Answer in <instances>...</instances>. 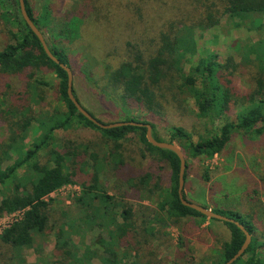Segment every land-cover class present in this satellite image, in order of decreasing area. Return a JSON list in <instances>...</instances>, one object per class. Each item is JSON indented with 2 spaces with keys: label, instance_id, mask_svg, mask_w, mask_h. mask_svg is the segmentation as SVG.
Instances as JSON below:
<instances>
[{
  "label": "trees",
  "instance_id": "1",
  "mask_svg": "<svg viewBox=\"0 0 264 264\" xmlns=\"http://www.w3.org/2000/svg\"><path fill=\"white\" fill-rule=\"evenodd\" d=\"M24 5L27 16L60 64L71 72L83 74L93 85L94 76L89 75L93 72L92 64L98 63L103 68L98 74L101 82L98 89L106 100L118 101L124 107L125 104L136 106L150 116H164L171 105L181 107L185 97L195 104L197 118L208 120L211 127L225 119L233 100L229 82L223 84L219 74L228 70L232 60L228 58L219 63L213 55H208L195 62L193 59L198 51L195 33L214 29L224 16L241 23L252 19L254 26L261 25L264 17V0H79L57 17H44L40 25L28 0H24ZM0 19L11 42L0 48V80L17 78L18 83L24 84L15 94V99L6 101L0 94V122L5 123L6 129V136L0 140V220L6 215L21 214L0 233V264H28L23 257L25 251L34 253L37 258L35 264H94L96 260L101 264H139L135 257L130 260L125 252V239L132 237L137 246L150 247L155 235L154 225L160 215L144 206L136 211L124 200L126 192L120 196L121 200L108 195L100 179L103 165L108 168L109 175L120 176L125 167L121 147L130 135L138 137L149 155L168 164L170 185L159 210L176 219L191 218L223 224L229 232V240L222 244L213 264H226L235 256L245 240L239 228L232 223L208 220L181 204L177 194V156L151 146L146 140L145 128L125 126L101 130L86 120L68 99L66 72L46 56L21 17L18 0H0ZM97 26L114 27L121 40L109 39L110 45L98 53H94L91 47H83L81 37L90 44L95 36L91 29ZM240 26L235 24L236 28ZM79 46L84 51L80 62L78 56L74 57ZM247 53L253 56L254 69V89L246 98L248 105L236 113V122L225 120L208 137H199L195 143L184 128L170 127L167 140H162L150 121L124 118L116 123L149 125L155 141L177 142L183 154L191 157L202 154L206 159L220 155L234 134L262 135L264 38L252 43ZM40 72L54 75V90L63 110L49 114L42 110L35 112L31 108V97L36 96L37 105H41L45 89L49 86L48 82L36 77ZM72 94L78 101L74 81ZM73 128L98 132L111 155L100 159L91 145H83L73 139L57 140L56 132H67ZM31 130L37 136L26 148L24 142ZM187 169L185 161L184 183ZM123 179L128 190L137 196L145 195L147 200L155 192L160 193L158 181L152 184L150 174L126 181L124 176ZM72 185L81 188L80 197L74 200L79 206L80 216L75 221L68 216L64 220L58 216L54 218L47 198ZM183 198L186 199L184 191ZM253 209L249 208L246 213L230 209L212 210L239 223L251 236L247 250L233 264H264V243L255 236L261 230ZM95 228L102 234L101 238L91 246L81 242L84 246L79 249L73 237L84 229L92 231ZM50 236L53 238L52 260L45 258L44 248L38 243L45 242Z\"/></svg>",
  "mask_w": 264,
  "mask_h": 264
},
{
  "label": "rangeland",
  "instance_id": "2",
  "mask_svg": "<svg viewBox=\"0 0 264 264\" xmlns=\"http://www.w3.org/2000/svg\"><path fill=\"white\" fill-rule=\"evenodd\" d=\"M75 1L79 0H28V4L34 18L41 25L44 17L48 15L57 17L65 13ZM219 20L214 29L195 33L198 51L193 59L196 62L198 58H207L208 55H213L219 63H224L228 58L232 60V65L228 70H222L219 74L223 84L229 82L228 87L231 89L233 100L228 113H225V119L217 122L214 127H211L208 120L197 118L195 104L185 97L182 98L181 107L171 105L164 112V116H150L136 106L129 107L128 104H125L124 107L118 101H112L110 98H108L109 101L106 100L98 89V85L99 87L101 85L98 74L103 69L98 63L92 64L94 68L90 69L93 70L91 72L93 75L89 74L90 77L94 76L92 79L95 85L87 81L83 74L77 71L72 72V82L74 81V89L80 105L104 124L121 122L124 118L150 121L155 125L158 136L162 140H167V130L170 127H182L191 134L193 142L196 143L199 137H208L214 133L225 123V120L236 122V113L248 105L246 98L254 89L252 81L253 56L248 55L247 48L252 43L264 38V17L261 20V25L258 26L252 24V19L241 23L224 16ZM235 24H241V26L236 28ZM91 32L95 34L94 39L90 42L91 45L83 37H81V45L91 47L94 53L101 52L103 47L109 46L110 40H121L114 27L106 29L97 26L92 28ZM10 43L7 29L0 19V48L6 47ZM82 49L80 46L75 49L74 57L78 56L79 62L84 58ZM186 68L188 69V65ZM36 77L48 82L49 86L45 89L41 105H37L36 96L31 97L29 101L31 108L35 112L42 110L49 114L63 110V105L59 102L54 90L56 85L54 75L49 72H40L36 74ZM12 79L7 77L0 80V94L6 101L15 99V94L24 86L23 83L17 82V78ZM5 130V123L1 121L0 140L6 136ZM36 136L32 130L28 133L24 142L26 148L33 143ZM56 137L57 140L73 139L77 143L91 145L92 151L99 154L100 159L111 155L110 152L108 153V146L101 135L89 129L73 128L67 132L59 131L56 132ZM174 145L181 150L177 142ZM121 155L125 167L119 177V174L116 175L117 177L109 175V170L105 165L101 167L100 179L107 194L120 199V196L126 192L127 196L124 200L136 211L144 206L160 215L158 223L154 225L155 235L150 247L137 246L132 237L125 239V252L130 256V260H134L135 257L139 264H213L222 244L229 240V232L226 227L221 223L201 222L191 218H172L165 211L159 210V204H162L165 191L170 185V170L166 162H160L148 154L136 135H130L122 143ZM183 155L188 165L187 178L183 188L186 199L196 205L205 206L209 210L230 209L246 213L249 208H254L253 211L256 214V220H258L257 225L261 230V233L255 236L260 239L261 243H264V133L259 136L234 134L224 151L212 159H206L202 154L194 157ZM89 164L92 165L91 162ZM19 174L21 175L22 172ZM145 174L152 176V184L158 181L161 189L160 193L155 192L149 200L145 199V195H134V191L128 190V186L123 185L124 176L126 181L131 177L137 178ZM80 195L81 188L72 185L64 187L48 197L47 201L53 217L58 216L64 220L63 218L68 216L75 221L80 213L79 206L75 205L74 200ZM139 196L142 198L141 200ZM11 219L9 216L0 220V233ZM101 236L102 234L96 228L92 231L84 229L80 235L74 236L73 240L75 245L82 249L84 245H93ZM82 238L84 241L81 240ZM38 243L44 248L45 258L52 260L50 253L53 250V238L50 236L46 238L45 242L38 241ZM23 257L28 264L37 262L32 251L23 252ZM94 264L101 263L96 260Z\"/></svg>",
  "mask_w": 264,
  "mask_h": 264
},
{
  "label": "water",
  "instance_id": "3",
  "mask_svg": "<svg viewBox=\"0 0 264 264\" xmlns=\"http://www.w3.org/2000/svg\"><path fill=\"white\" fill-rule=\"evenodd\" d=\"M19 4V10L22 19L24 20L25 24L27 27L30 29V31L36 36L38 39L39 43L42 46L43 51L45 52L46 56L55 64H57L62 70H64L67 74V96L68 99L71 101V103L74 105L76 108L77 112L82 115L86 120L91 122L94 126L98 127L101 130H108V129H113V128H119V127H125V126H134V127H139V128H145L146 129V140L147 142L160 150H167L172 153H174L178 160H179V172H178V198L181 202V204L197 213L200 215L204 216L208 220H216L218 222H223V223H232L234 224L237 228L240 229V231L244 234L245 240L239 251L233 256L226 264H233L235 261H237L247 250L248 246L250 245L251 242V236L247 233V231L244 229L243 226H241L239 223L228 219L224 216L215 214L212 212V210H209L207 208H204L202 206L196 205L194 203H191L187 201L186 199L183 198V188H184V173H185V159L183 152L174 144H168L164 142H157L153 139L152 137V129L149 125H143L140 123H115V124H101L99 123L93 116H91L80 104L79 102L74 98L72 94V72L69 68L66 66L62 65L59 63V61L51 54L49 49L47 48V45L45 44V40L41 34V32L37 29V27L33 24V22L29 19L27 16L26 10H25V5H24V0H18Z\"/></svg>",
  "mask_w": 264,
  "mask_h": 264
},
{
  "label": "built area",
  "instance_id": "4",
  "mask_svg": "<svg viewBox=\"0 0 264 264\" xmlns=\"http://www.w3.org/2000/svg\"><path fill=\"white\" fill-rule=\"evenodd\" d=\"M20 215H21L20 213L13 214V215H9L12 219L8 222V224H7L3 229L7 228V227L10 225V223H12V222H13L15 219H17ZM9 216L6 215V216H4V217H5V218H8ZM3 229H2V230H3Z\"/></svg>",
  "mask_w": 264,
  "mask_h": 264
},
{
  "label": "crops",
  "instance_id": "5",
  "mask_svg": "<svg viewBox=\"0 0 264 264\" xmlns=\"http://www.w3.org/2000/svg\"><path fill=\"white\" fill-rule=\"evenodd\" d=\"M199 206H201V205H199Z\"/></svg>",
  "mask_w": 264,
  "mask_h": 264
}]
</instances>
